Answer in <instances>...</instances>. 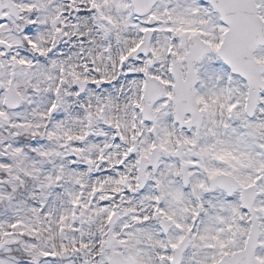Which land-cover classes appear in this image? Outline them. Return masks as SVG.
<instances>
[{
  "label": "snow or ice",
  "instance_id": "1",
  "mask_svg": "<svg viewBox=\"0 0 264 264\" xmlns=\"http://www.w3.org/2000/svg\"><path fill=\"white\" fill-rule=\"evenodd\" d=\"M0 264H264V0H0Z\"/></svg>",
  "mask_w": 264,
  "mask_h": 264
}]
</instances>
